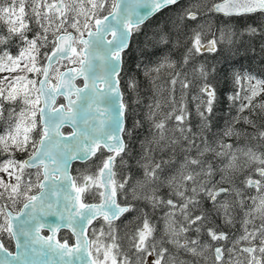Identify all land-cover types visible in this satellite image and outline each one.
Instances as JSON below:
<instances>
[{"label":"snow or ice","instance_id":"snow-or-ice-1","mask_svg":"<svg viewBox=\"0 0 264 264\" xmlns=\"http://www.w3.org/2000/svg\"><path fill=\"white\" fill-rule=\"evenodd\" d=\"M212 16L225 18L217 31ZM154 17L163 19L145 36L153 48L186 47L179 67L170 53L154 65L136 64L151 86L144 104L136 76L125 82L127 93L122 90V71L134 34ZM0 21L6 26L0 72L23 73L0 86V264H264V124L258 123L264 121V76L231 72L235 90L226 99L236 115L210 141L206 133L220 95L209 76L217 69L199 63L185 71L203 53L233 45L237 35L260 37L264 59V0H0ZM236 21L244 22L239 32ZM185 22L195 25L190 34L173 36ZM145 123L149 135L139 141L134 165L142 177L134 178L125 169ZM220 137L247 142L234 146ZM75 163L82 167L73 176ZM130 180L134 200L168 208L159 235L143 209H135L133 232L117 234L115 222L134 211L118 202ZM162 187L171 198L158 195ZM237 209L243 214L238 236L217 223L234 228ZM44 229L47 236L40 234ZM62 230L70 235L58 238Z\"/></svg>","mask_w":264,"mask_h":264},{"label":"trees","instance_id":"trees-1","mask_svg":"<svg viewBox=\"0 0 264 264\" xmlns=\"http://www.w3.org/2000/svg\"><path fill=\"white\" fill-rule=\"evenodd\" d=\"M174 18V17H173ZM163 17H154L150 21H147L144 25L141 27V32L138 35L134 34V39H133V44H132V49L128 53L127 57V62L125 65L124 70L122 71V81H121V88L123 91L127 93L126 85L125 82L128 80L129 76H136V78L140 81V95L143 97V103L147 104L148 97L152 95L151 91V86L148 84L147 80L143 76L142 70L136 68V64L142 62L143 64H150L154 65L155 63L158 62V59L160 56L170 53L172 59H175L177 63V67H179V62L182 60L183 53L185 51V47H181L178 49H170L169 46L165 45H159L156 48H153L152 44L148 41L145 40V36H152L156 29L157 26L162 20ZM205 20L208 19L207 17L204 18ZM225 19L219 16H212L211 18V25H212V31H217L219 27H221V20ZM251 22V21H249ZM187 26H182L180 29L179 33L174 32L173 36L180 35V38L183 39L185 35L190 34L189 33V28L194 27L195 25H191L188 22H185ZM243 21H236L233 24V30L234 31H241L243 28ZM171 26V25H170ZM29 27H33L34 25L29 21ZM0 31H6V26L4 25L3 21H0ZM218 34V33H217ZM32 33H29V36H31ZM212 35L211 32H209L207 39H211ZM234 44L227 46V47H222L218 45V52L217 53H203L202 55L198 56L195 60L191 61L189 65L185 68V71L191 72V68L193 65L199 64V63H204L206 67L208 68L209 71L213 67L217 69L216 73H213L212 75L209 76V80L216 84L218 88V94L220 95V103L216 106V111H215V116L212 118V130L211 132H207L206 135L208 136L209 140L212 141L216 139L217 137L214 136L213 134H219L222 132L223 128L225 127V122L226 121H231V118L236 115V108L233 107L229 109V102L227 101L226 97L228 94V91H234V87L232 84V79H231V72L233 70L236 71H249L252 72L256 75L264 76V59L261 58L260 54V44L262 42L260 37H248L246 34L243 36H234L233 37ZM255 48L256 52L255 54L251 51V48ZM17 49L15 47L12 48V53L13 55H16ZM45 51V49H41V52ZM50 51V48L48 49ZM144 53V54H142ZM152 53H155L153 55ZM43 62V61H41ZM3 72H7L8 74L10 73L11 75H7L5 78H1L0 81L4 82L5 84H2L0 86H3L5 88L8 87L9 82L12 80L13 77L18 76V75H23V73L17 69L16 71H10V70H5ZM225 74H227V79H225ZM29 79H38L39 77L34 74V73H27ZM213 77H215L213 79ZM189 79H192L193 77L189 75ZM169 77H167L164 72L162 71L161 74V80L162 81H167ZM179 87L177 86V92H176V97L179 98ZM194 94L192 91L189 92V108L192 113L190 116V122L193 126V131H196V125L199 123V118L195 116V104L191 102V95ZM264 98V97H261ZM239 104V101H237V105ZM147 109L141 108V111H146ZM248 113L246 112L245 115ZM254 119H257L254 117ZM258 123L264 124V121H259ZM235 127L237 129H242L248 133H252L255 131V129L251 128L248 125L244 124H236ZM148 125L145 123L144 129L140 131V134L136 136L135 141L132 143V157L129 158V169H125V174H128V172H131V175L136 178V177H142V170L136 168L135 165V160L139 158L140 155V144L139 141L143 139L144 136L149 135L148 131ZM224 140L225 143H231L234 146L239 144V145H244L247 141L243 137H241L240 140H237L235 137L228 138V137H220ZM199 142V141H198ZM255 143V142H251ZM194 154V153H193ZM17 156L18 159H22L24 157ZM160 158V154H157V159ZM164 159H167V154L163 155ZM180 157H177V160H179ZM119 160V158H118ZM214 164H218V160H213ZM82 167L80 164H75L72 167L71 173L73 176H75L76 173V168ZM94 170V169H93ZM0 175H3L0 173ZM118 178H121L118 176ZM216 179H219V174H217ZM243 179V175H237L236 176V181ZM133 183L132 180L129 181V185H126L125 192L122 196H118V202H123V203H128L131 204L134 208V211L130 214H125L124 217L121 218V220H118L115 222L117 226V234L121 237L125 236V233H131L135 230L136 223L139 222H134V217L138 215V212L135 211V209H143L145 212L151 214V221L156 224L157 228V235L160 234V231L163 228V220L162 217L164 216V213L168 211L167 207H159L156 208L155 210L152 209V207L143 199H138L134 200L132 198V192L130 190V186ZM224 187H229L228 184H224ZM158 195L161 196L163 199H168L171 198L168 195V189L167 188H161L160 191L158 192ZM88 202H98V199L95 201L89 200ZM208 206V205H207ZM123 221V223L121 222ZM103 223L102 219L97 220L93 225L96 227H99ZM217 223L221 224L222 230L225 232H228V228L224 227L222 225V222H219L217 220ZM65 235H70L67 232H61L59 237L65 236ZM190 235L195 238V233H190ZM203 239H207V237H202ZM121 243L126 246L127 245V238L125 237L124 240L121 241ZM6 247L9 248V250H13V243L8 244L6 242L5 244ZM170 247V246H169ZM185 259H191V257H184Z\"/></svg>","mask_w":264,"mask_h":264},{"label":"flooded vegetation","instance_id":"flooded-vegetation-1","mask_svg":"<svg viewBox=\"0 0 264 264\" xmlns=\"http://www.w3.org/2000/svg\"><path fill=\"white\" fill-rule=\"evenodd\" d=\"M39 79V78H38ZM37 79V80H38ZM61 100L62 99H59L58 100V102L57 103H60L61 102ZM242 180V179H241ZM239 181L240 180H237L236 182H237V186H239V187H243L242 185H240L239 184ZM251 193L252 194H255V191L254 190H251ZM205 206L207 207V203L205 204ZM242 217H243V214H242V212L239 210V209H237V223H236V226H237V228H238V230H237V228H229L230 229V231H232V234L233 233H235L234 235H236V236H238V235H240L241 234V226H240V223H239V221L242 219ZM122 218V217H121ZM219 222H221V221H219ZM259 223V221H257V224ZM251 227V226H250ZM229 231V230H228ZM240 232V233H239Z\"/></svg>","mask_w":264,"mask_h":264},{"label":"water","instance_id":"water-1","mask_svg":"<svg viewBox=\"0 0 264 264\" xmlns=\"http://www.w3.org/2000/svg\"><path fill=\"white\" fill-rule=\"evenodd\" d=\"M77 82H79V81H77ZM80 82H81V81H80ZM59 99H62V100H63V98H62V97H61V98H59ZM59 99H58V100H59ZM57 102H58V101H57ZM75 164H76V163H75ZM94 222H95V221H94ZM94 222H93V223H94ZM62 231H66V230H62ZM43 232H44V233H46V234H43ZM40 234H41V235H43V236H47L49 233L47 232V230H46V229H44V230H42V231H41V233H40ZM69 234H70V233H69ZM58 235H59V234H58ZM13 246H14V247H13V251H11V252L15 253V252L17 251V249L15 248V245H14V243H13ZM2 255H3V254H2V253H0V256H2Z\"/></svg>","mask_w":264,"mask_h":264},{"label":"rangeland","instance_id":"rangeland-1","mask_svg":"<svg viewBox=\"0 0 264 264\" xmlns=\"http://www.w3.org/2000/svg\"><path fill=\"white\" fill-rule=\"evenodd\" d=\"M50 2H51V0H50ZM70 31H71V29H70ZM61 70H63V69H61ZM7 75H11L10 73L8 74L7 72H0V79L1 78H5ZM2 84H5L4 82L2 83ZM17 156L19 157V156H21V154H17ZM23 157V156H22ZM34 171V170H33ZM5 178H7V177H5ZM228 230H229V228H228ZM230 231V230H229ZM228 231V233L229 234H232V231H230L229 232ZM240 233V232H239Z\"/></svg>","mask_w":264,"mask_h":264},{"label":"bare ground","instance_id":"bare-ground-1","mask_svg":"<svg viewBox=\"0 0 264 264\" xmlns=\"http://www.w3.org/2000/svg\"><path fill=\"white\" fill-rule=\"evenodd\" d=\"M238 226V225H237ZM237 226H235V228H237ZM232 229V228H231ZM230 230V229H229ZM237 230H238V228H237ZM230 232V231H229ZM233 234H235V233H233Z\"/></svg>","mask_w":264,"mask_h":264}]
</instances>
